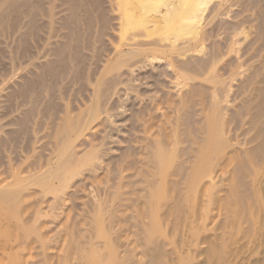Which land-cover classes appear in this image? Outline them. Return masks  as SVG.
<instances>
[{
	"label": "rangeland",
	"instance_id": "obj_1",
	"mask_svg": "<svg viewBox=\"0 0 264 264\" xmlns=\"http://www.w3.org/2000/svg\"><path fill=\"white\" fill-rule=\"evenodd\" d=\"M0 264H264V0H0Z\"/></svg>",
	"mask_w": 264,
	"mask_h": 264
},
{
	"label": "bare ground",
	"instance_id": "obj_2",
	"mask_svg": "<svg viewBox=\"0 0 264 264\" xmlns=\"http://www.w3.org/2000/svg\"><path fill=\"white\" fill-rule=\"evenodd\" d=\"M160 1V0H159ZM157 2V1H156ZM159 3V2H158ZM202 3V2H201ZM156 4V3H155ZM151 7V6H150ZM150 9V8H149ZM151 10V9H150Z\"/></svg>",
	"mask_w": 264,
	"mask_h": 264
}]
</instances>
